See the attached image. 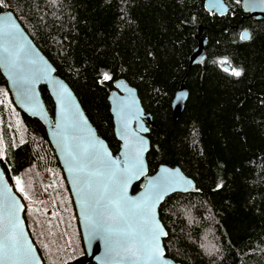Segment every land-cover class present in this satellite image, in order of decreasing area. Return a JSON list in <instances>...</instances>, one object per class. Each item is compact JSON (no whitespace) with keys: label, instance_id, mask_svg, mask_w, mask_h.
<instances>
[{"label":"trees","instance_id":"1","mask_svg":"<svg viewBox=\"0 0 264 264\" xmlns=\"http://www.w3.org/2000/svg\"><path fill=\"white\" fill-rule=\"evenodd\" d=\"M205 1L4 0L8 7L0 4V13H14L114 154L119 142L108 94L119 79L136 89L155 123L148 135V174L160 165L178 167L195 183L194 193L174 194L159 209L167 258L180 264H264V21L244 14L241 0H223L229 12L221 16L208 13ZM199 29L205 60L189 67ZM182 82L188 98L174 119L172 101ZM0 88L8 91L1 73ZM39 90L53 118L49 93L45 86ZM19 115L21 143L7 141L0 131L6 178L12 185L20 174L44 181L55 174L72 207L44 126ZM139 189L137 183L132 192ZM15 192L44 264L85 258L74 208L67 260L54 216Z\"/></svg>","mask_w":264,"mask_h":264},{"label":"water","instance_id":"2","mask_svg":"<svg viewBox=\"0 0 264 264\" xmlns=\"http://www.w3.org/2000/svg\"><path fill=\"white\" fill-rule=\"evenodd\" d=\"M204 5L214 15L229 12L223 0H206ZM241 7L244 14L264 21V0H241ZM200 34L201 29L189 67L205 60L206 41ZM242 35L243 40L249 38L247 31ZM0 73L15 108L44 126L61 167L85 256L71 264H180L166 257L163 240L167 232L159 209L174 194L194 193L195 183L178 167L160 165L148 174V135L155 123L144 111L136 89L119 79L108 94L113 132L119 142L114 154L98 136L74 92L55 74L10 10L0 13ZM41 86L53 102V118L42 100ZM187 98L182 82L172 101L174 119L182 113ZM137 183L140 189L133 193ZM158 193H163L160 200L156 199ZM150 204H154L151 212ZM24 213L22 199L0 166V264H44L30 238ZM97 220H103L111 231L94 234L90 225ZM156 223L166 235L153 240ZM156 246L162 253L158 257Z\"/></svg>","mask_w":264,"mask_h":264},{"label":"rangeland","instance_id":"3","mask_svg":"<svg viewBox=\"0 0 264 264\" xmlns=\"http://www.w3.org/2000/svg\"><path fill=\"white\" fill-rule=\"evenodd\" d=\"M0 4L8 7L4 0H0ZM1 118H4V125L1 124ZM1 128L3 130L2 135L7 138V141L10 139L14 145L23 141L24 130L19 111L13 105L8 91L3 88H0V131ZM1 148L2 144L0 142V156L2 154ZM17 178L21 181L20 185L16 183ZM59 181L58 176L55 174H52L49 180L44 181L33 174L26 173L14 177L12 179V186L26 202L37 203L47 209L51 216H54V221L63 240L64 251L67 252L66 259L68 260L72 256V248L68 243V238L69 230L73 229L70 211L74 207L69 206L67 199L63 197V191ZM20 187H23V191H18ZM66 214H68L69 222H67ZM51 228L52 226L50 224L48 230Z\"/></svg>","mask_w":264,"mask_h":264},{"label":"snow or ice","instance_id":"4","mask_svg":"<svg viewBox=\"0 0 264 264\" xmlns=\"http://www.w3.org/2000/svg\"><path fill=\"white\" fill-rule=\"evenodd\" d=\"M242 39L245 38L244 35L241 37ZM222 63H227L226 61H223ZM232 74L235 76H239L241 73L239 71H236L235 69L232 70ZM104 79L108 80L110 77L105 74ZM17 185L21 184V181L19 178L16 179ZM114 183H118V181L114 180ZM18 191H23V187L18 188ZM163 193H158L156 196L157 200L162 199ZM148 211L151 212L154 208V204L147 205ZM90 227L93 230V233L95 234L97 231H111L110 228L106 227L103 220H97L93 222ZM120 235H123V233H120ZM166 235V233L163 232V230L160 228V225L158 223L155 224L153 228V240H158L159 236ZM154 252L156 253V256L158 257L162 253L160 252V249L158 246L155 247Z\"/></svg>","mask_w":264,"mask_h":264}]
</instances>
